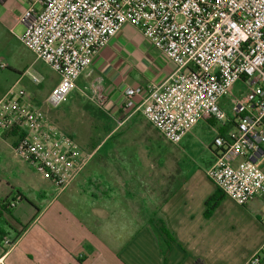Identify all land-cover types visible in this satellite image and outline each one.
<instances>
[{"label":"crops","instance_id":"obj_1","mask_svg":"<svg viewBox=\"0 0 264 264\" xmlns=\"http://www.w3.org/2000/svg\"><path fill=\"white\" fill-rule=\"evenodd\" d=\"M9 2L10 9H19L18 16L5 17L13 31L24 27L19 19L28 4ZM40 62L34 55L27 70L41 76L51 93L60 77L46 76ZM176 69L139 29L125 25L94 56L64 102L71 103L65 112L48 108V97L43 103L36 96L8 97L25 73L15 83L0 82V211L16 202L8 207L11 214L0 217V229L9 241L17 238L7 247L0 243V264H247L260 250L263 230L234 229L248 204L225 196L206 215V202L219 191L207 176L217 150L210 145L198 163L185 153L194 128L173 146L140 110L124 106L127 88L144 89L136 97L140 106L147 89ZM97 80L107 96L104 108L89 99ZM25 114L31 116L24 124L30 140L75 175L62 192L16 156L18 136L4 134L7 117ZM201 123L217 135L227 131L213 120ZM60 138L65 145L58 147Z\"/></svg>","mask_w":264,"mask_h":264},{"label":"built area","instance_id":"obj_2","mask_svg":"<svg viewBox=\"0 0 264 264\" xmlns=\"http://www.w3.org/2000/svg\"><path fill=\"white\" fill-rule=\"evenodd\" d=\"M19 0H0L1 3ZM21 42L60 77L47 104L58 108L77 89L79 78L125 25L139 29L154 48L177 66L162 84H153L140 106L142 87L125 90L127 110H140L164 140L178 145L201 121L223 128L213 144L215 163L208 178L236 204L264 197V0H24ZM8 66L0 61V68ZM40 85L43 78L27 70ZM97 80L89 99L104 108L107 96ZM251 86L231 100L234 85ZM15 87L8 97L14 95ZM25 91L17 94L25 98ZM17 105V102L15 103ZM31 116L7 117L4 128L23 130ZM26 131V130H25ZM65 145L58 139L56 146ZM18 158L62 192L74 179L30 138L14 147ZM16 202L9 203L14 207ZM264 244L247 264H261Z\"/></svg>","mask_w":264,"mask_h":264},{"label":"rangeland","instance_id":"obj_3","mask_svg":"<svg viewBox=\"0 0 264 264\" xmlns=\"http://www.w3.org/2000/svg\"><path fill=\"white\" fill-rule=\"evenodd\" d=\"M19 4L24 7L27 6V3L24 0H19ZM10 2L0 3V60L5 63L8 68L0 70V82L4 84L8 80H12L15 83L17 80L21 78V76L28 69L27 66L30 65L34 55L32 51H30L20 40L21 35L25 32V27L21 26L18 29L13 31L9 30V26L7 21H5V17L8 16V13H12L11 15L18 16L19 9L14 8L10 9ZM19 7V6H18ZM9 18V17H8ZM42 66L43 71L46 76H54L56 73L52 71L47 65L40 62L39 66ZM33 71V70H32ZM33 73H36L33 71ZM251 90V86L244 82L239 81L234 85L232 91V100L225 99V110L228 112L231 110V103L235 98L239 96L240 93H248ZM20 91H25V100L28 101L30 98L40 100L41 103L50 95L49 88L47 86V82L42 83L40 85H36L31 81V78L28 75H23L21 81L14 89V96L18 94ZM36 100H34L35 103ZM37 104V103H36ZM35 104V105H36ZM70 102L63 103L58 108H52L50 105H47L48 108H51L53 112L67 111L70 107ZM4 108V105H1V109ZM193 140L190 142L189 146H186L185 153L192 160L200 163L203 158H205L210 150L209 146H212L213 150H217L216 146L213 144L214 139L217 135L216 129L206 123H201L196 125L193 129ZM174 146V145H173ZM80 163L77 164L80 165ZM227 210L230 212V215L233 214V209L228 206V202L226 203ZM25 207L24 204L20 206V208ZM245 217L242 216V220H238L236 225H234V229L236 232H243V228L246 225L247 227L253 225L264 231V197H259L258 199L253 200L248 204V207L244 209ZM251 223V224H250ZM240 229V230H239ZM239 230V231H238Z\"/></svg>","mask_w":264,"mask_h":264},{"label":"trees","instance_id":"obj_4","mask_svg":"<svg viewBox=\"0 0 264 264\" xmlns=\"http://www.w3.org/2000/svg\"><path fill=\"white\" fill-rule=\"evenodd\" d=\"M225 129L227 130L228 128L226 127ZM4 134H6V135L15 134V135L18 136V141L21 138L27 137V131L23 130L19 125H16V124H11V125L5 127L4 128ZM18 141H17V143H18ZM224 197H225V195L223 194V192L221 190H219L218 193L212 195L208 199V201L206 202V205H207V208H208L207 211H206V215L207 216H210L216 210V208H218L220 202L222 201V199ZM8 207H9V205L7 206L6 204H3L1 206L2 211H0V217L3 215V213L11 214V211L8 209ZM4 236H5V234L0 229V243H4L5 246H6V243H7V246H10V245L14 244V242L17 239V238H15V240L9 241V239L7 237H4ZM196 263L197 264H204L201 261H197Z\"/></svg>","mask_w":264,"mask_h":264}]
</instances>
